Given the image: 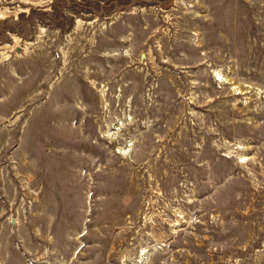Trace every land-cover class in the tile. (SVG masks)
<instances>
[{
    "label": "rangeland",
    "instance_id": "rangeland-1",
    "mask_svg": "<svg viewBox=\"0 0 264 264\" xmlns=\"http://www.w3.org/2000/svg\"><path fill=\"white\" fill-rule=\"evenodd\" d=\"M0 264H264V0H0Z\"/></svg>",
    "mask_w": 264,
    "mask_h": 264
}]
</instances>
